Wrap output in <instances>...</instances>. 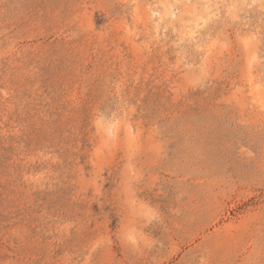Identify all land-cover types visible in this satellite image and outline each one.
Here are the masks:
<instances>
[{
  "label": "rangeland",
  "instance_id": "rangeland-1",
  "mask_svg": "<svg viewBox=\"0 0 264 264\" xmlns=\"http://www.w3.org/2000/svg\"><path fill=\"white\" fill-rule=\"evenodd\" d=\"M0 264H264V0H0Z\"/></svg>",
  "mask_w": 264,
  "mask_h": 264
}]
</instances>
